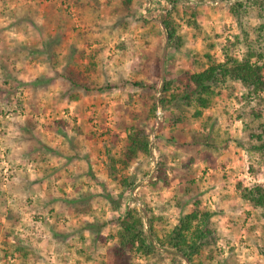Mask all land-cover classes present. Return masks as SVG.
<instances>
[{"label": "rangeland", "instance_id": "374dc122", "mask_svg": "<svg viewBox=\"0 0 264 264\" xmlns=\"http://www.w3.org/2000/svg\"><path fill=\"white\" fill-rule=\"evenodd\" d=\"M237 1L245 0H184L186 13L180 2L175 19L185 44L177 51L168 47L159 22L160 14L171 9L166 0H133L126 30L118 24L124 16L118 1L107 5L104 0H0V264H57L68 253L69 262L59 264H110L100 254L115 242L110 234L116 227L108 223L100 229L107 238L103 244L99 233L81 227L72 207L62 201L86 194L93 205L86 221L106 222L114 216L107 197L116 198L121 188L108 175L107 154L121 147L122 127L130 124L148 132L150 154H139L119 174L138 179L140 188L154 174L158 160L165 159L169 166V186L144 187V200L161 217L157 226L169 230L180 213L189 210L181 176L191 159L189 176L201 185L198 196L214 212L219 259L233 255L237 264H264V220L235 191L238 182L264 185V152L249 150L246 143H254L249 138L252 129L244 132L240 121L230 124L223 113H234L239 104L232 97L215 96L201 121L190 119L189 112L187 124L170 126L164 114L147 117L152 99L146 87L126 83L157 80L155 55L162 58L163 75L170 77L192 68L189 50L202 52L212 44L211 53L220 61L223 47L240 55L245 38L258 47L259 10L247 2L233 15L229 7ZM191 11L198 13L195 25L187 24ZM48 42L61 55L73 45L102 48L96 71L88 73L91 86H125L93 89L66 103L56 71L49 67L48 50L53 48ZM262 46L264 53V41ZM230 86L235 88L233 96L243 92L239 82L223 86L222 92ZM252 106L263 112L264 124V106ZM28 119L36 122L32 131L23 127ZM244 122L251 128L257 123L247 114ZM80 124L83 134L75 150L69 141ZM74 152L79 155L68 161ZM123 198V205L142 206L136 196L134 201ZM59 228L67 233L56 244L52 232ZM17 244L41 259L23 260L14 250ZM130 264H154V259L134 255ZM160 264L173 263L166 258Z\"/></svg>", "mask_w": 264, "mask_h": 264}, {"label": "trees", "instance_id": "16d2710c", "mask_svg": "<svg viewBox=\"0 0 264 264\" xmlns=\"http://www.w3.org/2000/svg\"><path fill=\"white\" fill-rule=\"evenodd\" d=\"M104 1L107 5L115 1L122 4L121 11L124 16L118 24L126 30L128 23L125 17L131 14L133 0ZM166 1L170 4L171 9H167L160 14L159 22L163 27L168 47L182 51L185 40L180 34L181 27L175 19V14L179 11L178 4L180 2L186 13L188 11L187 4L184 3V0ZM247 2L259 10L257 17H259L260 22L255 28L258 47L255 46L252 40L248 41V38H245V43L241 44L240 55L234 54V50L229 47H223L221 49L222 60L220 61L214 59L211 53V49L214 47L212 44H209L202 52L189 50L192 58V68L185 69L180 74L170 77L166 74L163 75L162 58L155 55L153 57V74L157 77V80L152 82H126L138 88L146 87L150 92L152 102L148 111V118L155 116L156 109L160 108L162 115L164 114V117L168 118V125H185L188 123L187 113L191 112L189 113L190 119L200 120L204 112L214 105L213 97L220 95L227 98L232 97L239 104V107L234 109V113L223 110L227 121L230 124L234 121H240L243 124L242 129L244 132L252 129L249 138L250 140L254 139V143L246 142L249 144L248 149L264 152V124L261 121L263 112L259 107L252 106V104L264 106V53L262 48V42L264 41V0L234 2L230 4L229 12L236 15L239 10L245 9ZM190 14L191 18L187 19V24L192 23L195 25L198 13L191 11ZM49 40L50 42L54 41V36ZM236 41L241 42L239 36H236ZM50 42H48V48H53L49 44ZM90 45L89 43L87 48H77L73 45L68 52L62 55L60 52H55V48L48 50V58L51 63L49 67L56 71L58 85L64 91L66 103L80 99L83 94L93 89L100 90L105 87L112 89L125 86V84L120 83L91 86L88 73L96 71L94 66L98 55L102 52V48H94ZM60 55L61 59H59ZM83 60L86 61L85 66L79 67L78 63ZM232 82H239L243 92L233 96L234 86H230V89H225V92H222L221 88ZM156 92H158V96L155 95ZM223 107L225 108V105ZM245 114L248 115V119L257 122L255 128H251L247 122H244ZM207 118H210V116ZM30 120H26L23 127L25 125V128L32 131L36 126V122ZM56 122L65 125L62 120ZM82 127L83 124H80L76 128V135L69 141V145L75 150L78 148L79 138L83 134ZM122 132L124 138L121 147L114 154H107L108 175L116 180L121 188V192L116 198L107 197L110 210L115 212L114 216L106 222L103 220L100 222L97 220L86 221L87 217H92L93 214L92 202L86 194L80 197L73 196L62 201L63 204L72 207L81 227H92L93 231L99 233L100 236L97 235V237L103 244L107 238L101 236L100 229L108 223L116 227L115 233L110 234L115 242L105 249L103 255L100 254L101 260L105 262L107 260L110 264H130L132 257L137 255L143 256L147 260L154 259V264H160L166 258L173 264H237L233 255L227 256L224 260H220L218 257V228L216 221L213 219L214 212L201 198V195L198 196L201 185L189 176L192 172L189 166L193 161L191 159L181 176L184 185L182 188L183 195L185 194L187 200L191 201L189 210L180 213L176 223L169 230L157 226V220H161V217L156 216L152 206L144 200V187H155L158 184L169 186L168 163L165 159L158 160L154 174L146 185L139 188L138 179L133 176L121 175L119 170L129 168L139 154H150V136L145 128L138 124L123 126ZM78 155V152H74L69 154L66 159L69 161ZM137 187L136 195H133L132 191ZM235 191L240 199L257 211L258 215L264 220V185L258 182L247 184L238 182L235 184ZM125 192L127 195H125ZM123 195L131 201H134L136 196L142 202V206L139 208L130 203L123 205L122 201L125 197ZM119 207H123V210L118 211ZM178 207L181 208V205ZM261 231L264 235V223L261 225ZM66 233L63 228L53 230L52 235L56 244L64 240ZM262 242L264 243V236ZM14 250L21 253L23 260L31 257L37 262L41 259L34 252L28 251L19 244L14 247ZM68 255L67 257L62 255L57 264L60 262L68 263Z\"/></svg>", "mask_w": 264, "mask_h": 264}, {"label": "built area", "instance_id": "2783aa9c", "mask_svg": "<svg viewBox=\"0 0 264 264\" xmlns=\"http://www.w3.org/2000/svg\"><path fill=\"white\" fill-rule=\"evenodd\" d=\"M160 114H162V111L160 110V108H157V109H156L155 116H156L157 118H159V117H160ZM136 189H137V188H136ZM135 191H137V190H135ZM133 194H134V191H133Z\"/></svg>", "mask_w": 264, "mask_h": 264}]
</instances>
